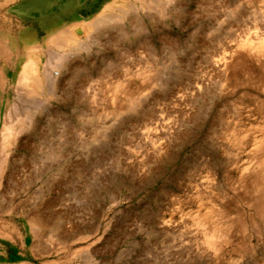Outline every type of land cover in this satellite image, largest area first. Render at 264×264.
<instances>
[{
	"label": "rangeland",
	"instance_id": "374dc122",
	"mask_svg": "<svg viewBox=\"0 0 264 264\" xmlns=\"http://www.w3.org/2000/svg\"><path fill=\"white\" fill-rule=\"evenodd\" d=\"M110 1L0 0L28 42L0 59V264H264V0L80 32L34 104L16 94L30 41Z\"/></svg>",
	"mask_w": 264,
	"mask_h": 264
},
{
	"label": "bare ground",
	"instance_id": "6f19581e",
	"mask_svg": "<svg viewBox=\"0 0 264 264\" xmlns=\"http://www.w3.org/2000/svg\"><path fill=\"white\" fill-rule=\"evenodd\" d=\"M169 7L174 8L171 0H111L107 5L100 8L93 22L82 23V25L77 27L75 25L70 27L69 25L59 30L48 32V37L42 45V48L46 47L48 49V53H46L42 61L39 60L40 46L37 47L30 41L24 50V53L27 54L26 56L29 57L22 65L15 87L16 94L19 92L18 95L22 94V96L28 98L27 100L30 103L34 104L36 102L34 97L38 91L45 88V85L48 86V80L46 81L45 78L47 66L52 64L51 58L53 57L52 60H56V65L60 61L65 66L67 64L65 54L71 50L77 51L79 46L77 42L78 33L93 31L97 37L104 36L108 44H112L115 41L121 42L126 35H141L140 16L154 19L153 11H157L158 14L164 16ZM23 41L18 42L15 39H9L7 34L0 29V59L9 58L8 56L11 53L21 51L22 46L20 44L28 43L26 40ZM73 62L77 66L75 59ZM48 93H50V90H48Z\"/></svg>",
	"mask_w": 264,
	"mask_h": 264
},
{
	"label": "crops",
	"instance_id": "0c3cea01",
	"mask_svg": "<svg viewBox=\"0 0 264 264\" xmlns=\"http://www.w3.org/2000/svg\"><path fill=\"white\" fill-rule=\"evenodd\" d=\"M57 29H58V28H57ZM57 29H54L53 31H55V30H57ZM58 30H59V29H58ZM51 34H52V33H51ZM51 34H50V35H51ZM47 37H48V36H47ZM47 37H46V39H47ZM46 39L42 42V44L46 41ZM34 44H35V43H34ZM42 44H41V45H42ZM41 45H36V44H35V46H37V47H38V46H41ZM18 52H20V51H17L16 53H18ZM25 54H26V53H25ZM26 55H27V54H26Z\"/></svg>",
	"mask_w": 264,
	"mask_h": 264
}]
</instances>
